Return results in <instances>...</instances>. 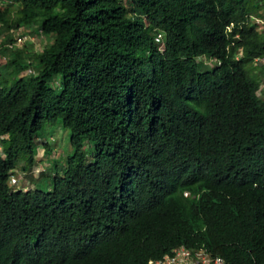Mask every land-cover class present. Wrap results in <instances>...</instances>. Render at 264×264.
<instances>
[{
	"label": "trees",
	"instance_id": "trees-1",
	"mask_svg": "<svg viewBox=\"0 0 264 264\" xmlns=\"http://www.w3.org/2000/svg\"><path fill=\"white\" fill-rule=\"evenodd\" d=\"M8 1L2 50L23 26L51 41L0 74V264H147L180 245L264 264V0ZM57 121L68 164L23 190Z\"/></svg>",
	"mask_w": 264,
	"mask_h": 264
},
{
	"label": "rangeland",
	"instance_id": "rangeland-1",
	"mask_svg": "<svg viewBox=\"0 0 264 264\" xmlns=\"http://www.w3.org/2000/svg\"><path fill=\"white\" fill-rule=\"evenodd\" d=\"M19 5L20 4H18L16 2H11V1L5 0V2L0 5V7L4 8L6 6L7 7L9 6L11 9V12H12L11 17L14 19L17 15ZM253 25H256V28L260 31L264 28V13H262V18H254L253 19ZM17 32H21V33L27 35V37H28L27 42L24 44V46L22 48L24 50H27L28 51L27 53H29V54L39 53L43 49V47L46 44L50 43V41H51V39L43 37L37 31L36 26H31V27L23 26L18 31L10 32L8 34V36L11 35L12 38L14 39V35ZM0 40L3 43L5 42L6 36L4 33H0ZM1 47L2 46H0V66L2 67L3 63H5L7 60H9L11 53L9 51L2 50ZM19 49H21V48H19ZM256 67H257V70L259 72L260 81L264 82V61H260V63L258 65H256ZM9 71L10 70L5 68V67L0 68V74H4V75L7 74L5 76L9 80H14L15 77L12 75H9L8 74ZM254 72H256V70H254ZM26 73L29 74L28 71ZM57 92H60V88L58 86H57ZM261 95H262V97H264V91L261 92ZM69 135H70V132L67 129L62 127L60 121H57L53 124L45 126L44 130L40 133L39 140H38L39 144L37 145V143H36V145H35V149L39 153L38 156H39V159L41 160V161H39V164L44 163V165L46 167L47 161H49L51 158H54L55 159L54 161L57 163V169H55V168L50 169L49 168L44 172V176L46 174H48V175H47V179H45V184L41 185V184H43V181L40 183L41 188H43V189L48 188V186L52 182L53 177H54L56 172L59 175L63 174L64 169L66 168V166L68 164V159L73 153V150H72V147H71V144L69 141V138H70ZM41 143H49L53 146V148H52L53 150H52L51 155L45 154L43 152L44 145L42 146ZM40 156H42V157L40 158ZM54 161L51 162V164H53ZM21 164H22V161H20L18 163V166ZM21 174L22 173L20 172L19 175H21ZM28 176H30V175H28ZM32 177L33 176H30V177L25 176L23 181H22V182H25L27 189L32 186V184L30 183L31 180L36 181L37 179L39 180L41 178V176L38 177L37 179H35V177H33V178ZM28 181H30V182L28 183ZM35 185H37V184H35Z\"/></svg>",
	"mask_w": 264,
	"mask_h": 264
},
{
	"label": "built area",
	"instance_id": "built-area-1",
	"mask_svg": "<svg viewBox=\"0 0 264 264\" xmlns=\"http://www.w3.org/2000/svg\"><path fill=\"white\" fill-rule=\"evenodd\" d=\"M27 35L18 32L15 36V43H8V49L20 47L27 41ZM1 41V40H0ZM29 73L32 71L29 70ZM147 264H227L222 256L212 254L206 247L189 248L180 245L168 254L160 258L150 259Z\"/></svg>",
	"mask_w": 264,
	"mask_h": 264
},
{
	"label": "clouds",
	"instance_id": "clouds-1",
	"mask_svg": "<svg viewBox=\"0 0 264 264\" xmlns=\"http://www.w3.org/2000/svg\"><path fill=\"white\" fill-rule=\"evenodd\" d=\"M232 27H233V24H231L230 26H228L227 27V29H226V32L229 34L230 32H231V29H232ZM260 31V30H259ZM15 36H16V34L14 35V39H15ZM238 34L236 35V36H234L235 38H238ZM162 38H163V35L161 34V33H158L157 34V40L158 41H160V42H162ZM6 44H8V43H6ZM6 44H5V47H6ZM0 46H1V43H0ZM7 48V47H6ZM17 48H19V47H16V48H14V49H8L7 51H9V52H12V51H14L15 49H17ZM241 54V53H240ZM240 56V55H239ZM239 56H237L236 57V59H238L239 58ZM199 62H202L206 67H209V65H210V62H211V58H206L205 56H200V57H198V59H197ZM260 59L259 58H255V59H253V63H254V65H258L259 63H260ZM260 90H261V92H263L264 91V83H262L261 82V84H260ZM51 148H53V146L51 145ZM53 150V149H52ZM47 169L45 168V165H44V163H40L39 164V161H37L36 162V164H35V166H34V168L32 169V175H33V177H36V179L38 178V177H40V175H41V173H43V172H45ZM20 176H22V175H20ZM20 183H21V177H16V175H13V176H11L10 177V180H9V184H11V185H13V186H15V187H18V186H20ZM23 188V190H27V187L26 186H23L22 187Z\"/></svg>",
	"mask_w": 264,
	"mask_h": 264
},
{
	"label": "bare ground",
	"instance_id": "bare-ground-1",
	"mask_svg": "<svg viewBox=\"0 0 264 264\" xmlns=\"http://www.w3.org/2000/svg\"><path fill=\"white\" fill-rule=\"evenodd\" d=\"M14 41H15V40H14ZM20 47H23V44H22V46H20ZM20 47H19V48H20ZM19 48H18V49H19Z\"/></svg>",
	"mask_w": 264,
	"mask_h": 264
}]
</instances>
